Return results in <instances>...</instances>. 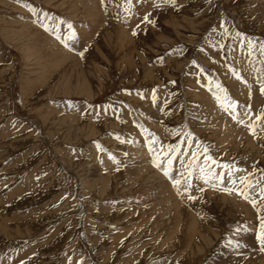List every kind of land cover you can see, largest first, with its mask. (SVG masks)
Returning <instances> with one entry per match:
<instances>
[{"label":"rangeland","instance_id":"374dc122","mask_svg":"<svg viewBox=\"0 0 264 264\" xmlns=\"http://www.w3.org/2000/svg\"><path fill=\"white\" fill-rule=\"evenodd\" d=\"M262 45L264 0H0V264H264L259 214L223 190L264 186Z\"/></svg>","mask_w":264,"mask_h":264},{"label":"snow or ice","instance_id":"6c2138e0","mask_svg":"<svg viewBox=\"0 0 264 264\" xmlns=\"http://www.w3.org/2000/svg\"><path fill=\"white\" fill-rule=\"evenodd\" d=\"M103 2V0H102ZM132 0H125L126 4H131ZM126 11H128V9H126ZM145 20H148V16H145ZM67 27L69 29V34H70V38L75 36V32L73 30V26L70 22L67 23ZM60 37L57 36V39H59ZM249 46H251V42L249 41ZM262 49H264V45L261 46ZM81 55H83V53H81ZM219 87V86H218ZM155 92V90H153ZM221 91H224L223 89H221ZM260 91L262 94H264V82L261 83L260 86ZM218 101L221 100L220 96L216 97ZM156 97L155 95H153V100H155ZM225 109L227 110L228 108H232L233 110L236 107V102L231 101L228 104L224 105ZM248 109H249V114H251V105H248ZM233 119H236V116H233ZM264 120V109L261 110V112L259 114H257L255 116V121L256 122H260ZM240 123H243L244 121L241 119L239 121ZM256 123H250L248 125L249 127V131L252 132V134L255 136L256 135ZM261 127H264V123L260 124ZM189 137H191V133L188 134ZM152 140L155 141V137H152ZM99 147V146H98ZM169 152L168 153H162V155H165L167 157V165L163 167V172L164 175L169 177V179L172 180V184L174 187L177 188V193L180 194V189H179V185H180V181L181 179H186V183H187V187L185 188V191H188L191 187V168L188 166L186 167V170L188 172L187 177H182L179 174L177 175V178L173 179L171 176V172H170V165L172 164L173 159H175V152L178 151V149L174 148L173 146L169 145ZM149 151H152V146L151 143L149 144ZM205 152H207V149H205ZM195 153H193V157H195ZM114 159V158H113ZM206 161L210 160L211 157H205ZM153 164L156 167H161V164L154 158L153 159ZM224 168H228L227 165L223 166ZM201 179L204 180L205 183L209 182V179H215L218 183H223V177H224V172L219 173V175L214 174L213 170L211 169V167H208L207 169H205L204 167H201ZM237 171H240L239 169H237ZM227 175L229 177V183L230 184H235V181L231 179L233 172L231 169L228 170ZM240 181L242 184H244L243 188H235V187H229V188H225L223 189L226 192L229 193H233L235 192L237 195L242 196L245 200H248L249 203L256 209L258 215V219H259V231L256 234V239L259 241L260 245H261V251H264V186H259L258 187V194H259V201L257 200V198L252 197L249 195L248 189L250 187H252L251 182L249 180V178L247 176H240ZM215 186V185H214ZM202 191V189H200ZM189 199H194V197H192L191 195L189 196ZM21 264H23V262H21Z\"/></svg>","mask_w":264,"mask_h":264},{"label":"bare ground","instance_id":"6f19581e","mask_svg":"<svg viewBox=\"0 0 264 264\" xmlns=\"http://www.w3.org/2000/svg\"><path fill=\"white\" fill-rule=\"evenodd\" d=\"M86 11L87 12H89V13H91L90 12V10H88V9H86ZM67 54V53H66ZM66 54H65V57H66ZM64 55V54H63ZM62 58V57H61ZM68 59V58H67ZM220 118V123L222 124V122L224 121V119H223V121H222V119H221V117H219ZM223 123H225V124H222L221 126H219L221 129H222V127H224L225 129H226V132L228 133V135H230V138H232V140L233 141H237L235 138H236V134L238 133H236V132H234L235 130H237L236 129V127H234L232 124H228L227 122H223ZM226 126V127H225ZM223 128V130H225ZM220 129V130H221ZM230 131H229V130ZM233 130V131H232ZM223 132V131H222ZM227 133H226V135H227ZM241 133V132H240ZM239 139H241V138H239ZM231 140V141H232ZM239 141V140H238ZM248 142V141H247ZM139 151V150H138ZM141 153V152H140ZM139 162V161H138ZM179 164L180 165H183V161H180L179 162ZM205 163H203V162H198L197 164H196V166H195V169H194V173H195V176L198 178V181H200V180H202L203 181V179H201L200 177H201V167H204L205 169H207L208 167L207 166H205L204 165ZM144 165H146V164H144ZM204 165V166H203ZM140 167V166H139ZM149 167V166H148ZM144 169H146V168H144L143 167V170ZM140 170H142V169H140ZM144 171H146V170H144ZM137 179V178H136ZM148 180V179H147ZM163 183V182H162ZM203 183V182H202ZM183 184H181V186H182ZM167 186V185H166ZM160 188V187H159ZM166 188V187H165ZM180 188V187H179ZM167 189V188H166ZM181 192L183 193V190H181ZM160 193V192H159ZM171 193H170V191L169 190H164L162 193H161V195H159V197L157 198L158 199V202L156 203L155 202V209L156 210H158V214H159V216H160V224L159 225H163V224H166V223H169L170 224V222L168 221L169 219H168V216L170 215V214H172V213H177V212H179V210H177V209H175V210H172L171 208H168V206H166V205H168L169 204V201H167L168 200V197L169 196H171L170 195ZM156 198V197H155ZM225 199L226 200H228V201H232V200H234V198H229L228 196H226L225 197ZM171 203V202H170ZM153 208V209H154ZM154 209V210H155ZM170 212H172V213H170ZM164 217V218H163ZM170 217V216H169ZM157 220V219H156ZM196 220L194 219V216L191 214L190 215V218H189V223H188V231H189V235H188V233H187V235L188 236H186V240H185V243H186V246L187 247H189V245H191L192 243H194V240H193V232L196 230ZM172 225V224H171ZM177 225V222L174 224V225H172V228L175 230V226ZM168 226V225H167ZM247 226H251L250 224H248ZM187 231V232H188ZM168 232V231H167ZM174 232V231H173ZM203 233V232H202ZM171 234V233H170ZM173 234H171V236H172ZM200 237H199V243H201V241H204V242H207L208 240H207V238L203 235V234H200L199 235ZM171 238V237H170ZM172 239V238H171ZM202 244V243H201ZM202 245H200V244H196L195 245V247H194V251H200L202 248ZM251 247V246H250ZM190 248V247H189ZM189 253H194L193 251H191L190 250V252ZM195 254V253H194ZM252 254V253H251Z\"/></svg>","mask_w":264,"mask_h":264}]
</instances>
